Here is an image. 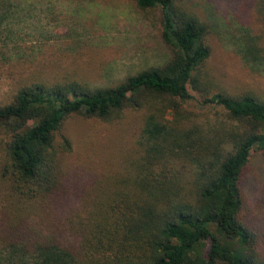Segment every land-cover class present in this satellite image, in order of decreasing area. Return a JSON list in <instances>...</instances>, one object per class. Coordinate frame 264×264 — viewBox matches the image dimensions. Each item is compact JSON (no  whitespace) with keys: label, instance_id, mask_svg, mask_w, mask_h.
<instances>
[{"label":"trees","instance_id":"obj_1","mask_svg":"<svg viewBox=\"0 0 264 264\" xmlns=\"http://www.w3.org/2000/svg\"><path fill=\"white\" fill-rule=\"evenodd\" d=\"M254 1L264 15V0ZM135 2L160 8L161 37L172 52L166 63L105 88L32 84L0 105V190L11 201L0 212V252L12 249L36 264H264L243 217L242 191L253 153L264 154V99L211 87L202 69L211 55L209 26L196 15L176 0ZM240 39L244 60L253 68L264 63L260 39L246 30ZM190 86L202 104L222 107L235 122L229 151L207 141L182 109L194 99ZM151 99L157 105L145 119L140 155L84 210L80 253L57 239L49 217L31 223L44 208L56 216L65 189L56 144L65 119H112ZM168 105L172 119L161 117Z\"/></svg>","mask_w":264,"mask_h":264},{"label":"rangeland","instance_id":"obj_2","mask_svg":"<svg viewBox=\"0 0 264 264\" xmlns=\"http://www.w3.org/2000/svg\"><path fill=\"white\" fill-rule=\"evenodd\" d=\"M176 3L209 26L206 42L211 55L202 69L211 87L232 94L252 91L264 99V63L253 68L239 52L245 30L264 44V15L257 3ZM161 17L160 8L141 9L135 0H0V105L12 102L22 88L36 83L81 82L98 89L163 65L172 52L161 37ZM190 91L194 99L181 102L182 109L191 114L188 118L196 122L207 141L218 143L223 152L229 151L227 132L234 129L235 122L222 107L202 104L200 92L192 86ZM155 104L151 99L141 107L127 105L112 119L82 114L67 117L56 133V144L62 150L60 170L65 178L56 216L54 213L52 218L50 210L44 208L40 216L28 220L34 223L49 217L54 221L50 227L57 239L79 254L85 208L101 188L116 182L120 172H129L130 161L140 155L145 119ZM169 106L161 117L173 118ZM242 191L243 217L254 231L264 259V154L253 153ZM9 202L0 190V212ZM0 262L36 264L31 256L12 249L0 252Z\"/></svg>","mask_w":264,"mask_h":264}]
</instances>
